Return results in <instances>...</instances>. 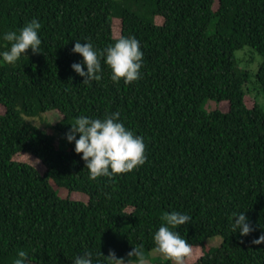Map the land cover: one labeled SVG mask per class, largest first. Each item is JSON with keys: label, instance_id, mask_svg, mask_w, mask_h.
<instances>
[{"label": "trees", "instance_id": "trees-1", "mask_svg": "<svg viewBox=\"0 0 264 264\" xmlns=\"http://www.w3.org/2000/svg\"><path fill=\"white\" fill-rule=\"evenodd\" d=\"M33 18L40 52L0 62V264L20 250L28 264H72L84 251L127 260L140 245L148 258L172 211L191 218L176 229L192 245L185 264H264V243H252L264 234V110L248 106L250 72L236 57L262 56L264 94V0H0V34ZM121 36L140 43L141 78L114 83L102 60L100 81L83 84L75 40L103 49ZM210 101L228 111H207ZM116 111L144 138L145 163L90 180L66 133L78 116ZM54 114L46 129L32 122ZM241 211L253 229L243 237L230 227ZM215 237L223 244L210 249Z\"/></svg>", "mask_w": 264, "mask_h": 264}, {"label": "clouds", "instance_id": "clouds-1", "mask_svg": "<svg viewBox=\"0 0 264 264\" xmlns=\"http://www.w3.org/2000/svg\"><path fill=\"white\" fill-rule=\"evenodd\" d=\"M40 28L39 21L33 18L18 30L0 34V40L9 42V47L0 51V62L15 65L22 55H26L28 49L33 53L40 52ZM72 51L83 58L82 62L71 65L74 72L83 77V84L100 81L102 60L110 69V80L114 83L123 80L125 84H130L141 78L143 52L135 37L121 36L103 49L95 48L88 40H84V43L75 40ZM65 138L69 143L74 142V151L81 155L90 180L100 177L111 179L117 174L134 170L146 160L144 138L124 126L119 111L103 118L83 115L76 117ZM190 219L188 214L177 211L165 214L159 228L152 233L153 251L163 255L173 264H185V260L192 255V245L181 237L176 229L187 224ZM230 220L232 232H238L241 237L253 231L243 211L233 212ZM252 243H264V234ZM127 256L125 260L117 258L111 250L107 256L84 251L72 258V264H148L142 245L133 247ZM14 264H28V253L24 250L18 251Z\"/></svg>", "mask_w": 264, "mask_h": 264}, {"label": "rangeland", "instance_id": "rangeland-1", "mask_svg": "<svg viewBox=\"0 0 264 264\" xmlns=\"http://www.w3.org/2000/svg\"><path fill=\"white\" fill-rule=\"evenodd\" d=\"M236 57L238 62L240 63V67L250 72V79L248 81V84L246 85V87L248 86L249 89L248 97L246 99L248 106L250 108H253L255 104L258 103L260 107L264 110V94L262 93V91H260V89H256L255 86V82L257 81L256 76L259 67L263 62L262 56L254 52L251 48L247 47L244 50L237 52ZM253 59L254 61H252ZM228 108H229L228 104L222 103L221 105H219L215 101H210L205 106V109L209 112L214 111L216 109H221L222 111L226 112L228 111ZM0 111H3L2 108H0ZM59 119L60 116L58 114H54V115H45L44 122L40 120H33L32 122L38 125L41 129H46L45 123L54 124ZM60 196L64 198L69 197L71 200H75V201L88 202L89 200V197L87 195L78 192L68 193L66 191H62L60 193ZM222 244H223V239L221 237L211 238L207 241V245L210 247V249L220 248ZM147 259H148V264L172 262L166 259L163 255L156 253L154 251H151L149 253V257Z\"/></svg>", "mask_w": 264, "mask_h": 264}]
</instances>
